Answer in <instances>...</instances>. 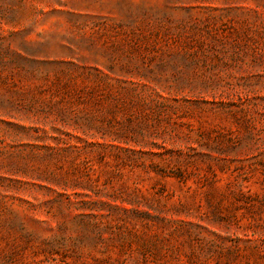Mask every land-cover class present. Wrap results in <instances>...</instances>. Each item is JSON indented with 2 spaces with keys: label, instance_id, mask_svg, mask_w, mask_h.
Wrapping results in <instances>:
<instances>
[{
  "label": "rangeland",
  "instance_id": "rangeland-1",
  "mask_svg": "<svg viewBox=\"0 0 264 264\" xmlns=\"http://www.w3.org/2000/svg\"><path fill=\"white\" fill-rule=\"evenodd\" d=\"M0 264H264V0H0Z\"/></svg>",
  "mask_w": 264,
  "mask_h": 264
}]
</instances>
